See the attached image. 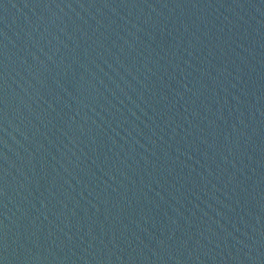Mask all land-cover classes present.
<instances>
[{
	"label": "water",
	"instance_id": "water-1",
	"mask_svg": "<svg viewBox=\"0 0 264 264\" xmlns=\"http://www.w3.org/2000/svg\"><path fill=\"white\" fill-rule=\"evenodd\" d=\"M0 264H264V0H0Z\"/></svg>",
	"mask_w": 264,
	"mask_h": 264
}]
</instances>
